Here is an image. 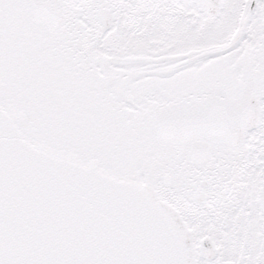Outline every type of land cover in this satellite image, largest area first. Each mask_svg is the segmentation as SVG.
Listing matches in <instances>:
<instances>
[{"label":"snow or ice","instance_id":"6c2138e0","mask_svg":"<svg viewBox=\"0 0 264 264\" xmlns=\"http://www.w3.org/2000/svg\"><path fill=\"white\" fill-rule=\"evenodd\" d=\"M0 264H264V0H0Z\"/></svg>","mask_w":264,"mask_h":264}]
</instances>
